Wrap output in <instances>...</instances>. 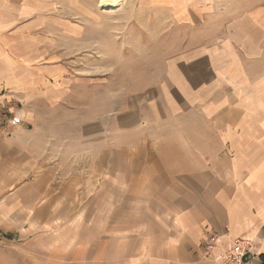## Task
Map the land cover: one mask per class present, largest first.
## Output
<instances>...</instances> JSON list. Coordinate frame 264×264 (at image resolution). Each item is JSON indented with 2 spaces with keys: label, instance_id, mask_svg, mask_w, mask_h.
<instances>
[{
  "label": "crops",
  "instance_id": "crops-1",
  "mask_svg": "<svg viewBox=\"0 0 264 264\" xmlns=\"http://www.w3.org/2000/svg\"><path fill=\"white\" fill-rule=\"evenodd\" d=\"M128 2L153 34L208 37L99 90L61 73V34L82 32L61 0H0V240L25 264H220L241 240L264 264V71L247 69L264 66V11Z\"/></svg>",
  "mask_w": 264,
  "mask_h": 264
},
{
  "label": "rangeland",
  "instance_id": "rangeland-1",
  "mask_svg": "<svg viewBox=\"0 0 264 264\" xmlns=\"http://www.w3.org/2000/svg\"><path fill=\"white\" fill-rule=\"evenodd\" d=\"M128 1L121 8L125 0L119 1L116 7L114 4L100 5V0H61V17L65 18L66 24L79 25L82 31L75 38L61 34V73L81 78L83 85H88L89 81L97 82L99 90L121 85L118 76H129L130 85H138V75L164 74L158 64H164L170 56L177 55L183 59L188 43L197 45L208 37L186 34L179 29L182 33L177 34L176 40H170L169 35L164 34L170 27L168 20L161 21L162 33L156 30L153 34L155 27L160 28L159 21L148 16L144 19L129 18L134 7ZM235 5L241 6L242 10L264 11V0H239ZM112 7L119 12H111ZM207 21L206 27L210 23ZM138 26L145 28V34L135 33ZM171 47L176 49L170 51ZM257 52L264 62V40L259 41ZM258 62L260 64V60ZM247 69L261 74L264 66L257 64ZM12 117L18 116L8 114V123ZM17 252L14 242L0 240V264H25L24 259L14 258Z\"/></svg>",
  "mask_w": 264,
  "mask_h": 264
},
{
  "label": "built area",
  "instance_id": "built-area-1",
  "mask_svg": "<svg viewBox=\"0 0 264 264\" xmlns=\"http://www.w3.org/2000/svg\"><path fill=\"white\" fill-rule=\"evenodd\" d=\"M19 117H12L10 123L12 125L21 124ZM216 239L210 236L209 239L203 244V248L207 253H210L215 247ZM248 254V249L244 241L235 240L230 243L226 249L221 252L219 256L220 264H246L245 260Z\"/></svg>",
  "mask_w": 264,
  "mask_h": 264
},
{
  "label": "bare ground",
  "instance_id": "bare-ground-1",
  "mask_svg": "<svg viewBox=\"0 0 264 264\" xmlns=\"http://www.w3.org/2000/svg\"><path fill=\"white\" fill-rule=\"evenodd\" d=\"M119 3V0H100V5H116Z\"/></svg>",
  "mask_w": 264,
  "mask_h": 264
},
{
  "label": "trees",
  "instance_id": "trees-1",
  "mask_svg": "<svg viewBox=\"0 0 264 264\" xmlns=\"http://www.w3.org/2000/svg\"><path fill=\"white\" fill-rule=\"evenodd\" d=\"M7 237H9V235L6 234Z\"/></svg>",
  "mask_w": 264,
  "mask_h": 264
}]
</instances>
